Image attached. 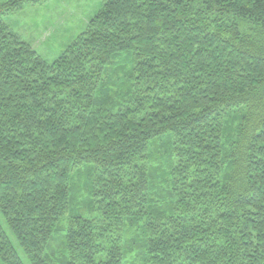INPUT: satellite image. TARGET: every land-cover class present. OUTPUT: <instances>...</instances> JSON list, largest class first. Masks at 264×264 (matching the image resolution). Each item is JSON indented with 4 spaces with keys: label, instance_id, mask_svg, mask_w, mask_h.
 <instances>
[{
    "label": "trees",
    "instance_id": "1",
    "mask_svg": "<svg viewBox=\"0 0 264 264\" xmlns=\"http://www.w3.org/2000/svg\"><path fill=\"white\" fill-rule=\"evenodd\" d=\"M0 264H264V0H102L53 61L1 15Z\"/></svg>",
    "mask_w": 264,
    "mask_h": 264
},
{
    "label": "rangeland",
    "instance_id": "2",
    "mask_svg": "<svg viewBox=\"0 0 264 264\" xmlns=\"http://www.w3.org/2000/svg\"><path fill=\"white\" fill-rule=\"evenodd\" d=\"M9 1L11 0H0V4ZM102 7V0H43L24 4L14 11L2 14L1 18L32 43L47 61L53 62L84 31L89 20ZM0 221L24 256L1 211Z\"/></svg>",
    "mask_w": 264,
    "mask_h": 264
}]
</instances>
